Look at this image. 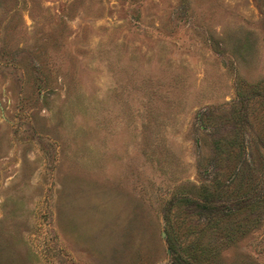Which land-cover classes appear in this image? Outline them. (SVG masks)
<instances>
[{
	"label": "rangeland",
	"instance_id": "rangeland-1",
	"mask_svg": "<svg viewBox=\"0 0 264 264\" xmlns=\"http://www.w3.org/2000/svg\"><path fill=\"white\" fill-rule=\"evenodd\" d=\"M263 109L264 0H0V264H264Z\"/></svg>",
	"mask_w": 264,
	"mask_h": 264
},
{
	"label": "trees",
	"instance_id": "trees-1",
	"mask_svg": "<svg viewBox=\"0 0 264 264\" xmlns=\"http://www.w3.org/2000/svg\"><path fill=\"white\" fill-rule=\"evenodd\" d=\"M258 85H259V83H258V82H255V83H253V84H249L248 87H247V85H246V88H251L252 90H254L255 88H257ZM235 94H236V97H237V99H238V98H240V97L242 96V91H240V89L237 88V89L235 90ZM231 109L234 110V107H232ZM235 109H236V108H235ZM263 113H264V109H263ZM232 115H233V117H235L238 121L242 120V117H241L239 111H238V112L232 111ZM243 115H244V117H246V115H247V117H248L249 112H247V113H243ZM239 117H240L241 119H239ZM243 120H244V121H247L246 118H243ZM263 120H264V116H263ZM239 126L241 127L242 125L240 124ZM245 142H246V140H245ZM240 147H243V139H241V141H240ZM237 153H238V154H241V153H243V152L237 151ZM196 195H197V197L200 199L199 204L197 203V205L200 206V208H204V207H206L205 203L208 202V201H207V198H208V197L206 196V193H205L204 191H200V192H198ZM179 198L182 199V201H184V200H188V199H189L188 196L185 195V194L180 195ZM163 219H164V223H167V222H168V220H167L165 214L163 215ZM203 221H204V222H203ZM208 221H210V220H208V218H205V217L202 218L203 227L206 226V225L208 224ZM171 229H172V225L169 224V230L167 231V234H166V241H167V243H168V247L170 248L171 252L174 253V252L176 251V248H174V244H172V243H173L172 240H174V235H173V232H172ZM201 229H202V228H200V230H201ZM175 239H176V238H175ZM196 248H197V249H195V247H193V248L190 247V248H189V251H190V252H196L195 250H198V251H200V253L204 254V252H203L201 246H198V247H196ZM189 257H190V258H193L192 256H189ZM179 258H181V256L179 255V253H178V254H175V256L172 257L171 264H182V263H180ZM193 259H194V258H193Z\"/></svg>",
	"mask_w": 264,
	"mask_h": 264
},
{
	"label": "water",
	"instance_id": "water-1",
	"mask_svg": "<svg viewBox=\"0 0 264 264\" xmlns=\"http://www.w3.org/2000/svg\"><path fill=\"white\" fill-rule=\"evenodd\" d=\"M162 234H163V231H162Z\"/></svg>",
	"mask_w": 264,
	"mask_h": 264
}]
</instances>
